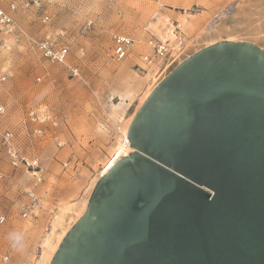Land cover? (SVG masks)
I'll return each mask as SVG.
<instances>
[{
    "label": "rangeland",
    "instance_id": "rangeland-1",
    "mask_svg": "<svg viewBox=\"0 0 264 264\" xmlns=\"http://www.w3.org/2000/svg\"><path fill=\"white\" fill-rule=\"evenodd\" d=\"M9 3L0 0L4 9ZM18 4L13 15L26 37L0 33V212L8 218L0 226V264L5 256L10 264H39L58 213L72 209L64 239L86 212L81 204L89 202L106 164L124 143L123 128L150 89L210 45L250 42L264 49V0H44L43 8L25 7L22 0ZM45 12L49 22L42 19ZM89 21L93 25L87 28ZM114 34L135 41L122 62L113 58ZM176 34L182 35L184 46L172 66L159 73L138 70L149 37L174 42ZM44 39L69 47L66 64L43 58L34 41ZM70 67L78 68L81 77H73ZM32 112L48 120L33 122ZM37 127L46 133L36 135ZM7 132L13 134L20 157L39 160L41 182L25 163L12 164L3 145ZM29 192L42 204L36 217L25 219Z\"/></svg>",
    "mask_w": 264,
    "mask_h": 264
},
{
    "label": "water",
    "instance_id": "water-1",
    "mask_svg": "<svg viewBox=\"0 0 264 264\" xmlns=\"http://www.w3.org/2000/svg\"><path fill=\"white\" fill-rule=\"evenodd\" d=\"M50 264H264V49L210 45L129 127Z\"/></svg>",
    "mask_w": 264,
    "mask_h": 264
},
{
    "label": "built area",
    "instance_id": "built-area-1",
    "mask_svg": "<svg viewBox=\"0 0 264 264\" xmlns=\"http://www.w3.org/2000/svg\"><path fill=\"white\" fill-rule=\"evenodd\" d=\"M25 7L35 6L37 8H43L44 0H22ZM19 8L18 0H10L9 9H4L0 5V33L6 36H24L26 37L25 31L21 28L14 17V12ZM44 22L50 21V16L47 12L42 15ZM93 25V21H89L87 28ZM176 29H179L176 27ZM180 31V30H179ZM174 42H171L169 39H163L158 37H149L146 41L147 51L141 54L140 60L143 66L138 65L137 68L142 72H149L153 68L157 70L156 73H159L166 68L172 66L179 54L183 50L184 40L182 35H175ZM134 39L125 36L122 34L113 35V58L117 62H122L126 60L134 46ZM34 45L41 52L44 59L48 60L51 63L56 64H66L69 56V47L66 45H55L49 39L34 41ZM153 69V70H154ZM71 74L73 77H81V73L78 68L70 67ZM3 80H6L4 77ZM4 110L0 107V114ZM31 120L33 122H45L48 120V116L45 114H36L35 112L31 113ZM36 135H44L46 130L42 127H37L34 130ZM60 147L64 146L63 142L58 143ZM3 145L5 146L7 156L14 166H18L20 162L25 163L26 167L32 170L33 176L37 179L38 182L42 181V170L40 167L39 160L37 158L28 160L26 158L20 157L18 151L16 150L13 144V134L7 132L3 138ZM2 174H0V179H2ZM30 202L24 208L22 216L23 218H32L36 217L39 211V208L42 204L41 200L33 192H29ZM8 221L7 215L3 212H0V226L5 225ZM5 264H10V257L5 256L3 258Z\"/></svg>",
    "mask_w": 264,
    "mask_h": 264
},
{
    "label": "bare ground",
    "instance_id": "bare-ground-1",
    "mask_svg": "<svg viewBox=\"0 0 264 264\" xmlns=\"http://www.w3.org/2000/svg\"><path fill=\"white\" fill-rule=\"evenodd\" d=\"M150 90H151L150 92L145 94L143 98V102L141 101L142 103H144L146 99L150 96V94L152 93V89ZM133 118L134 117H132V119H130L129 124L128 125L126 124L125 125L126 127L123 128V135L125 139L124 143L121 146H119V148L116 150V153L114 155L116 157H113L106 164L104 170L102 171L100 175L101 178L102 176H105L122 158L127 157L132 152H134V149L130 146L129 138L127 137L129 127L132 123ZM87 205H88V202H83L80 206L81 207L80 209H82V211H86ZM71 210L72 209L70 207H65L64 209L61 210V212L58 213V217L56 216L57 219L55 218V221H53L54 223L52 225L51 232L47 235V238L43 242V252H42V257L40 258L41 260L39 264H50L51 263L57 248L60 246V243L63 240V234L64 232H66L65 228H67L65 222H66V219L68 218V215L72 213Z\"/></svg>",
    "mask_w": 264,
    "mask_h": 264
},
{
    "label": "crops",
    "instance_id": "crops-1",
    "mask_svg": "<svg viewBox=\"0 0 264 264\" xmlns=\"http://www.w3.org/2000/svg\"><path fill=\"white\" fill-rule=\"evenodd\" d=\"M115 153H116V152H115ZM114 155H115V154H114ZM113 157H115V156H113ZM113 157H112V158H113ZM112 158H111V159H112ZM111 159H110V160H111Z\"/></svg>",
    "mask_w": 264,
    "mask_h": 264
},
{
    "label": "clouds",
    "instance_id": "clouds-1",
    "mask_svg": "<svg viewBox=\"0 0 264 264\" xmlns=\"http://www.w3.org/2000/svg\"><path fill=\"white\" fill-rule=\"evenodd\" d=\"M14 238L18 239V237H14Z\"/></svg>",
    "mask_w": 264,
    "mask_h": 264
}]
</instances>
